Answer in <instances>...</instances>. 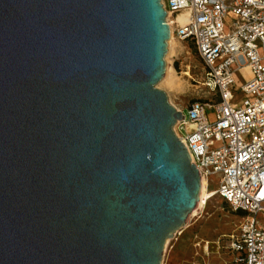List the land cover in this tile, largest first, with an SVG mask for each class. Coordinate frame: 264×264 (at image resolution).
Returning <instances> with one entry per match:
<instances>
[{"label":"water","instance_id":"95a60500","mask_svg":"<svg viewBox=\"0 0 264 264\" xmlns=\"http://www.w3.org/2000/svg\"><path fill=\"white\" fill-rule=\"evenodd\" d=\"M161 0H0V264H162L201 176L157 84Z\"/></svg>","mask_w":264,"mask_h":264},{"label":"built area","instance_id":"2783aa9c","mask_svg":"<svg viewBox=\"0 0 264 264\" xmlns=\"http://www.w3.org/2000/svg\"><path fill=\"white\" fill-rule=\"evenodd\" d=\"M161 3L174 36L194 45L212 96L181 109L175 133L201 180L209 186L216 177V194L244 213L228 237L234 263L264 264V0Z\"/></svg>","mask_w":264,"mask_h":264},{"label":"rangeland","instance_id":"374dc122","mask_svg":"<svg viewBox=\"0 0 264 264\" xmlns=\"http://www.w3.org/2000/svg\"><path fill=\"white\" fill-rule=\"evenodd\" d=\"M165 62L166 70L167 66L171 68V76H175L178 84L172 85L165 74L157 87L165 91L173 106L184 109V114H188L187 107L192 101L212 98L203 85L204 68L192 43L175 35L170 50L168 46ZM242 74H247V71ZM243 84L238 75L237 88ZM240 97L242 94H236V99ZM214 179L215 182L208 186L210 190L218 188L216 177ZM193 212L186 225L168 239L162 264H235L227 244L229 235L240 224L242 216L239 212L233 211L219 195L212 197L204 209L197 210L195 214Z\"/></svg>","mask_w":264,"mask_h":264},{"label":"bare ground","instance_id":"6f19581e","mask_svg":"<svg viewBox=\"0 0 264 264\" xmlns=\"http://www.w3.org/2000/svg\"><path fill=\"white\" fill-rule=\"evenodd\" d=\"M166 20H167V18H166ZM167 21L169 22V20H167ZM178 21L180 23H183L185 21V15H180L178 17ZM169 24H170L169 26H170V30H171V37H170V39L168 41V46H169V50H170V48H171V46H172V44L174 42L175 36L173 34V27L171 26V23H169ZM165 74H166V78H170L171 79V84L172 85L178 84L177 79L175 78V76H171V68L169 66H167V70H166ZM177 110H181V109L177 108ZM174 131H175V126H174ZM176 135H177V133H176ZM177 136H180V135H177ZM215 195H217L216 191L209 189V187L207 185V182H206V179L204 178L203 180H201V191H200V195H199L200 199H199V202H198V206H197L196 210L193 212V214H195L197 212V210H199V209H204L205 206L208 204L209 200L212 197H214ZM207 244L209 245L210 242L207 241Z\"/></svg>","mask_w":264,"mask_h":264},{"label":"trees","instance_id":"16d2710c","mask_svg":"<svg viewBox=\"0 0 264 264\" xmlns=\"http://www.w3.org/2000/svg\"><path fill=\"white\" fill-rule=\"evenodd\" d=\"M239 214H240L241 216H243V215H244V213H243V212H239Z\"/></svg>","mask_w":264,"mask_h":264}]
</instances>
